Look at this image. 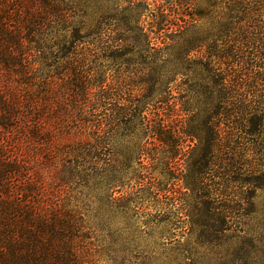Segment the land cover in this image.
Segmentation results:
<instances>
[{
    "label": "trees",
    "instance_id": "obj_1",
    "mask_svg": "<svg viewBox=\"0 0 264 264\" xmlns=\"http://www.w3.org/2000/svg\"><path fill=\"white\" fill-rule=\"evenodd\" d=\"M216 2L227 5L230 22L221 19L213 50L203 62L201 40L193 33L190 37L188 28L189 21H197L193 12L183 24L165 28L181 38L172 47L160 36L162 27L151 31L156 37L142 29L138 37H123L120 25L113 23H139V16L134 20L132 14L118 19L103 12L93 19L80 14L76 0H0V264H87L89 241L97 231L71 195L76 179L86 185V178H103L110 196L119 194L112 198L115 208L127 216L139 207L146 187L157 197L165 193L173 212L183 204L178 184L163 188L152 177V163L143 164V157L180 171L178 180L201 192L199 205L225 222L231 207L219 212L212 207L218 194L211 186L231 183L226 178L235 136L231 130H239L231 128V116L235 113L234 125L244 123L253 137L264 124L253 101L244 96L247 108L243 96L235 94L236 79L249 72L246 66L264 69V63L254 62L264 55V0ZM133 8L130 4L129 13ZM236 30L242 33L239 40L232 36ZM129 55L141 57L125 58ZM110 62L116 64L115 71L105 69ZM200 66L206 68L211 86L206 87L204 108L190 110L185 108V85L200 76ZM135 87L144 96L140 104L118 98L119 89L132 94ZM171 91L179 94L174 98L184 107L175 110L192 113L188 126L183 121L171 126L161 113L164 108L157 107L169 103ZM238 108H247L242 121ZM120 129L148 139L123 147L115 142ZM87 132L91 143H56ZM260 134L264 136V129ZM156 149L160 152L152 153ZM184 159L187 175L181 167ZM137 160L142 166L138 172L133 167ZM55 171L62 174L54 186ZM108 236L114 240V234ZM150 264L162 260L154 257Z\"/></svg>",
    "mask_w": 264,
    "mask_h": 264
},
{
    "label": "rangeland",
    "instance_id": "obj_2",
    "mask_svg": "<svg viewBox=\"0 0 264 264\" xmlns=\"http://www.w3.org/2000/svg\"><path fill=\"white\" fill-rule=\"evenodd\" d=\"M76 1L80 5L78 8L81 11L80 14L86 13L93 19L103 12L107 15H116L118 19L132 14L135 20L139 16V23H131V25H127L123 21L117 24L113 23V25H120L123 37H138L140 29L151 34L152 37H156L151 31L155 32V29L162 27L165 32L162 31L160 36L163 35L162 38L166 39L167 45H172V47H176L179 42H182L181 38L173 31L174 29L165 28L175 27L177 23L183 24L184 21L190 19L193 12L197 21L195 23L189 21L188 28L190 37L193 33L201 40L200 57L202 55L203 62L207 61L208 54L213 50L211 47L217 40L218 25L221 19L225 17L224 22H230V18L228 19L227 16L229 13L227 5L223 2L217 4L216 0ZM130 4L134 7L131 13H129ZM188 6L191 7L188 8ZM232 36L239 40L242 33L236 30ZM156 43L163 45L160 42ZM216 45L222 46L221 43H216ZM248 51L255 52L251 49ZM137 57L141 56L129 55L125 58L132 60ZM254 62L263 64L264 55L258 56ZM115 65L110 62L105 69L109 72L115 71L117 69ZM248 67L249 72L235 81L237 85L235 94L237 98L243 96V105L247 108L250 105L246 101L244 102V96L247 100L253 101L251 106L256 107L258 112L264 116V69L246 66V68ZM240 68L241 66L238 67V69ZM123 69L125 70V68ZM198 73L200 76L198 75L195 81L186 82L185 85L188 91L185 107L187 109L204 108L206 104L204 102L207 97L205 96L206 87L211 86V81L208 79L209 74L206 68L198 67ZM190 79H192L191 76L184 78L185 81ZM194 89H198V93H193ZM125 91L122 88L118 92V98H123L122 102L125 104L129 99L138 104L140 98H144L136 87L131 92L132 94H129L130 92L126 94L127 91ZM169 93V103L157 107L164 108L161 113L168 117L167 122L171 126L182 124V121L183 125L185 123L188 126L187 120L191 119L192 113L186 114L181 110H175V108L184 109V107L179 99L174 98L179 97L176 91ZM175 101L178 102V106H173V108L172 105ZM115 102L113 100V103ZM247 108L236 110L241 121ZM234 116L235 113L231 116V128L239 126V130H231L235 136H231V173L226 177L231 180V183L229 187L226 186L227 188L220 187L216 182H213L211 186V189L218 194L212 207L219 208L218 212L223 208L231 207L225 222L220 217H213L211 214L213 211L210 208L204 207L203 204L199 205L200 200L197 197L201 192H193L188 188L186 181H179L180 171L169 168L166 163H154L149 157L145 160L143 157L141 161L145 165L152 163V177L157 183L160 182L163 188L168 190L172 189L175 183L178 184L179 198L183 204L179 203L173 212L170 211L173 205H170L165 193L157 197L153 190L154 194L151 190H146L148 188L146 182L150 178L144 182L146 188L140 193V197L143 198L138 200L139 207H135L131 216L122 214L115 208L116 203L112 201V198L118 197L119 194L115 193L110 196L111 191L108 192L105 188L103 178L91 179L90 182L86 178V185L79 179L73 181L71 195L81 206L88 223L97 231L96 238L89 241L91 244L88 243L87 264H150L154 257L162 260V264H264V136L260 134V130L264 129V124L257 127L259 132L253 137L249 135V129L243 127L244 123L238 122L237 125H234ZM193 125L197 126L198 124L192 122ZM83 135L85 136L61 137L56 140V143L63 146L93 142L92 139L86 137L88 132ZM118 135L115 142L122 143L123 147L138 143L141 145L148 139L144 134L141 135V138L123 129L119 130ZM150 148H154V145L152 144ZM156 152H160V150H153L152 153ZM184 161L185 159L181 161L183 162L181 167L184 174L187 175L188 164H184ZM133 167L137 172L142 170L138 160L134 162ZM58 174L62 173L55 171L51 174L54 186L59 177ZM58 189L60 188L56 189L57 192ZM170 194L168 193V195ZM167 204L169 205L167 206ZM216 228L219 229V233L213 234ZM109 234H114V240L108 236ZM116 236L118 241H116Z\"/></svg>",
    "mask_w": 264,
    "mask_h": 264
}]
</instances>
